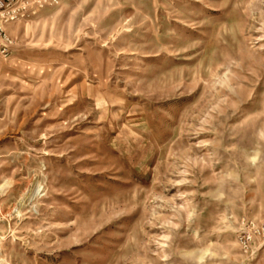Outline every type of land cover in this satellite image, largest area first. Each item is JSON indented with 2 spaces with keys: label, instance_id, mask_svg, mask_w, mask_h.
Listing matches in <instances>:
<instances>
[{
  "label": "rangeland",
  "instance_id": "1",
  "mask_svg": "<svg viewBox=\"0 0 264 264\" xmlns=\"http://www.w3.org/2000/svg\"><path fill=\"white\" fill-rule=\"evenodd\" d=\"M0 13V264H264V0Z\"/></svg>",
  "mask_w": 264,
  "mask_h": 264
},
{
  "label": "built area",
  "instance_id": "2",
  "mask_svg": "<svg viewBox=\"0 0 264 264\" xmlns=\"http://www.w3.org/2000/svg\"><path fill=\"white\" fill-rule=\"evenodd\" d=\"M0 16H4L3 15V13H0ZM2 26L0 25V31L2 30ZM1 53H4L2 50H1V48H0V54ZM257 233H258V235L260 236V235H262L263 233H264V229L263 230H261V229H258V231H257ZM251 237L250 236H248V238H244V239H242L241 240V243L246 247V248H249V244L251 243Z\"/></svg>",
  "mask_w": 264,
  "mask_h": 264
}]
</instances>
